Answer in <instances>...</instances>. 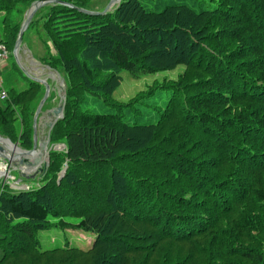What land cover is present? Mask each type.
<instances>
[{"label": "trees", "instance_id": "obj_1", "mask_svg": "<svg viewBox=\"0 0 264 264\" xmlns=\"http://www.w3.org/2000/svg\"><path fill=\"white\" fill-rule=\"evenodd\" d=\"M34 1L0 0L9 56ZM58 1L75 8L40 7L22 39L43 34L41 62L65 76L64 115L49 138L65 151L48 152L39 188L0 192V264H264V0H217L210 10L120 0L105 14L78 11L92 10L86 0ZM178 64L185 71L164 88V108L145 110L154 121L134 122L141 110L98 112L75 101L77 87L109 94L119 70ZM3 69L0 90L11 98H1L0 126L27 97L34 112L44 94L26 74L16 89L11 66ZM50 222L94 239L86 250H41L38 231Z\"/></svg>", "mask_w": 264, "mask_h": 264}, {"label": "rangeland", "instance_id": "obj_2", "mask_svg": "<svg viewBox=\"0 0 264 264\" xmlns=\"http://www.w3.org/2000/svg\"><path fill=\"white\" fill-rule=\"evenodd\" d=\"M109 0H86V4L92 8V10H102ZM171 0H140V2L147 8H156L160 9L164 4L170 2ZM188 5L193 7L196 10L200 9H214L217 6V0H187ZM116 6L112 7V10ZM45 39L41 33H37V30H29L25 32L23 39L21 41V48L17 53V60L15 59L13 52L9 56L7 61L4 64H0V69H3L7 65V68L11 66L12 71L14 72L13 78H16L17 82H14L16 89H23L24 81L26 80L28 74L32 77H36L40 80H44L49 85V94L41 110L39 111L36 121H35V131L37 140H45L49 142L50 134L52 128L49 129L46 123L49 120L47 112L61 103L59 88L63 85L65 95H66V80L64 74H60V71L55 68H50L49 66L40 64L37 60L42 54L46 53V44ZM23 45H26V49L23 48ZM44 56V55H43ZM18 61V62H17ZM10 64V65H9ZM13 67V68H12ZM28 68V69H27ZM185 71V66L182 64L176 65L174 68L159 71L149 74H132L126 70L117 72V85L111 90L109 94L102 92L94 93L101 94L106 96L107 100H104L102 96L90 95L83 92L82 88L77 87L75 91V101L84 104V110H95L98 112H106L107 109L118 110L120 112L130 110L131 112H139V110L144 111L142 116L138 119H134V122H150L156 119V113L153 112L148 115L145 110L150 107L151 110H162L166 101L168 100L169 92L166 89H169L173 85L179 76ZM25 72V73H24ZM62 73V72H61ZM26 76V78L24 76ZM22 80H21V79ZM2 81V79L0 80ZM35 87V88H34ZM30 91L33 92V98L36 95L37 87L32 86ZM162 88V89H159ZM166 88V89H164ZM4 90V89H3ZM155 90L154 95L153 91ZM5 97L9 96L6 90L3 91ZM10 97V96H9ZM11 98V97H10ZM3 99L0 97V105L2 104ZM31 99L28 97L18 103L13 109L6 113L8 117V123L6 126H0V136L8 139L16 147L29 150L32 148V136H33V115L34 112L29 110V105ZM92 100L94 102H92ZM104 100V104L101 103ZM96 101H99L96 103ZM153 102V103H151ZM66 103V102H65ZM149 103L151 105H149ZM123 107V108H122ZM122 108V109H121ZM121 109V110H120ZM126 109V110H125ZM147 111V110H146ZM124 112V113H125ZM30 113V114H29ZM139 114V113H137ZM64 115V112H63ZM133 122V121H132ZM42 126V127H41ZM54 126V125H53ZM50 131V132H49ZM47 133V134H46ZM29 142V144H26ZM22 143V144H21ZM37 144V143H36ZM50 144V143H49ZM3 148L2 155L0 156V166L5 174L0 173V186L5 187L4 190L0 187V192H7L9 189L13 192L19 191H31L39 188L42 182L41 171L39 170L43 165L39 164V168L36 172L31 171L29 173L22 171L21 167L33 166L31 161L19 162V158L12 151L8 150L5 145L0 144ZM53 148H50L47 151V160L49 164V151L55 150L58 152L65 151V145L62 140L56 141V144L51 143ZM59 147H61L59 149ZM13 151H15L13 149ZM16 152V151H15ZM17 153V152H16ZM18 154V153H17ZM26 158V157H25ZM28 160H32L29 158ZM48 167V166H47ZM25 172L27 175L33 174V178L26 179L20 174ZM61 171L58 172L60 174ZM2 189V190H1ZM7 190V191H6ZM264 205V203H262ZM229 217L230 214H227ZM66 221L71 223H76L77 218L65 217ZM220 222V221H219ZM56 223L50 222L46 227L38 231L39 237V247L41 250L51 249L55 247H65L66 243L69 247H77L81 249H88L94 239V235L89 232L82 230L73 229L72 226L69 228H60L54 225ZM255 237H262V234L257 235L254 232ZM258 241V239L256 240ZM237 243H240L236 240ZM236 244L235 247H238ZM246 244L242 243V247H245ZM241 246V245H240ZM2 258V251L0 249V259ZM234 263V262H231Z\"/></svg>", "mask_w": 264, "mask_h": 264}, {"label": "water", "instance_id": "obj_3", "mask_svg": "<svg viewBox=\"0 0 264 264\" xmlns=\"http://www.w3.org/2000/svg\"><path fill=\"white\" fill-rule=\"evenodd\" d=\"M119 2H120V0H109L108 3L106 4V6L101 11H92V10H86V9H83V8H76V9L78 11H81V12H84V13H88V14H105L106 12L110 11L112 9V7L114 5H117ZM51 3H53V4H63V5H67V6L71 7V8H75L71 4H68V3H65V2H61V1H58V0H36V1L32 2L31 5L24 12L23 20L21 22V25H20L18 34L16 36V39H15V42H14V45H13L12 52H13V55H14V57H15L16 60H17V53H18L19 49L21 48L22 35H23L24 31L27 29V27H28L31 19L34 16V14L36 13V11L40 7H42V6L46 5V4H51ZM26 75L28 77H30L31 79H33L34 81H37V82H39V83H41V84L44 85V94H43L42 98L40 99V101H39V103H38V105L36 107V110L34 112V115H33V122H32V127H33L32 148L29 149V150H23V149H21L22 152H24V153H30L35 148V145H36V142H37L36 131H35V121H36V118H37V115H38L39 111L41 110V107L43 106V103L45 102V100L48 97L49 88L50 87H49V85L47 84L46 81L40 80V79H38L36 77H32V76H30L28 74H26ZM59 93H60L61 103L59 105H57L55 108H53V109H51V110H49L47 112V116L49 117V121H47L46 125H47V127H49V129H51L53 127V125L55 124V122L58 119H61L63 117V107H64V100H65V91H64L63 85L60 86ZM1 140L9 141L8 139L3 138V137L0 136V144H2V145H5V144L2 143ZM43 145L45 146V143H43ZM60 148L61 147H59V149ZM2 152H3V148L0 145V156L2 155ZM46 156H47V153H46ZM26 161H27V159H25V158L24 159L19 158V162H21V163L22 162H26ZM40 162H41V158L36 157V158L33 159L32 165L38 164ZM42 165L43 166L39 169L41 171V174L40 175H43L46 172V169H47V166H48L47 157H46L45 160L42 161ZM64 169L61 172V176L64 173ZM36 171L37 170H35V172ZM20 175L22 177L26 178V179L33 178L34 177L33 174L27 175L25 172H22Z\"/></svg>", "mask_w": 264, "mask_h": 264}, {"label": "bare ground", "instance_id": "obj_4", "mask_svg": "<svg viewBox=\"0 0 264 264\" xmlns=\"http://www.w3.org/2000/svg\"><path fill=\"white\" fill-rule=\"evenodd\" d=\"M72 10V9H71ZM78 14V13H77ZM5 19V18H4ZM5 23V22H4ZM5 29V28H4ZM6 30V29H5ZM19 30V29H18ZM7 32V31H6ZM6 47V46H5ZM7 49V48H6ZM8 50V49H7ZM28 69V68H27ZM39 78V77H38ZM4 99V98H3ZM49 121V120H48ZM58 121V120H57ZM56 123V122H55ZM42 127V126H41ZM50 132V131H49ZM47 134V133H46ZM48 139V138H47ZM47 139L45 140H37V144L35 145V148L33 149L32 152L30 153H24L22 152V150L16 146H14L11 142L9 141H4V140H1L2 143H4L6 145V147L8 148V150L12 151L15 155H17V158H22L24 159H27V161H33L34 158L36 157H39L41 158V162L38 163V164H35L33 166H28V167H21V170L22 171H25L27 173L31 172V171H34L37 170L40 166L39 164L42 163L43 160L46 159V153L47 151L50 149V148H53V146H51L49 144V142L47 141ZM43 143H45V146L43 145ZM22 144V143H21ZM13 149L18 153H16L15 151H13ZM29 158H31L32 160H28ZM39 166V167H38ZM1 167L3 168V166L1 165L0 166V173H4V171L1 169Z\"/></svg>", "mask_w": 264, "mask_h": 264}, {"label": "built area", "instance_id": "obj_5", "mask_svg": "<svg viewBox=\"0 0 264 264\" xmlns=\"http://www.w3.org/2000/svg\"><path fill=\"white\" fill-rule=\"evenodd\" d=\"M8 59V51L5 47L4 44H0V64H4L5 61H7ZM4 90H0V97L4 98L5 97V93L3 92Z\"/></svg>", "mask_w": 264, "mask_h": 264}, {"label": "crops", "instance_id": "obj_6", "mask_svg": "<svg viewBox=\"0 0 264 264\" xmlns=\"http://www.w3.org/2000/svg\"><path fill=\"white\" fill-rule=\"evenodd\" d=\"M2 17H3V13L0 12V25H1ZM19 18H20V17H19ZM16 20L18 21L19 19H16ZM22 20H23V18H22ZM0 32H1V31H0ZM42 36H43V38H44L45 41H46V37H45L43 34H42ZM47 43H48V41H47ZM23 48H25V50L27 51V49H26V45H23ZM46 54H47V51H46L45 54L40 55L41 57L37 59V60L40 62V64L45 65L44 63L41 62V60H42L44 57H46ZM43 55H44V56H43ZM0 66H1V65H0ZM46 66H48V65H46ZM7 71H8V69H0V80L2 79V76L4 75V73H5V74L7 73Z\"/></svg>", "mask_w": 264, "mask_h": 264}]
</instances>
